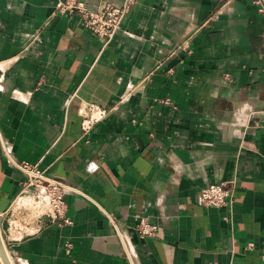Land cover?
Listing matches in <instances>:
<instances>
[{
	"label": "crops",
	"instance_id": "obj_1",
	"mask_svg": "<svg viewBox=\"0 0 264 264\" xmlns=\"http://www.w3.org/2000/svg\"><path fill=\"white\" fill-rule=\"evenodd\" d=\"M65 1L0 0V220L13 263L131 264L127 247L138 264H264L260 5L134 0L106 45L78 11L58 10ZM82 100L108 111L88 134ZM25 161L72 187L71 225L18 219ZM227 181L231 205L201 202ZM141 220L159 233L140 236Z\"/></svg>",
	"mask_w": 264,
	"mask_h": 264
},
{
	"label": "built area",
	"instance_id": "obj_2",
	"mask_svg": "<svg viewBox=\"0 0 264 264\" xmlns=\"http://www.w3.org/2000/svg\"><path fill=\"white\" fill-rule=\"evenodd\" d=\"M133 2L134 0H126L121 6L108 3L98 10H93L85 6L81 0H67L58 3L57 8L60 12L78 11L84 26L107 45L121 28ZM256 3L260 5L259 9L264 13V1L256 0ZM259 112L264 115V108ZM78 113L83 118L84 134H88L93 123L105 118L108 111L89 101L82 100ZM16 166L25 173L26 179L21 183V190L12 208L18 213V219L24 227L28 228L43 221H51L60 226L71 225L73 220L67 213L68 203L65 199L66 193L72 190L68 182L63 178L46 175L37 164L28 161L16 163ZM234 191L235 186L232 181L210 183L201 191V202L205 206L225 207L233 203ZM159 231L160 227L157 224L147 220H141L137 226V232L142 237L156 235ZM65 246L70 252L73 244L68 240ZM254 248V242L247 244V249L253 250ZM126 255L131 264H138L136 255L127 247ZM261 257L264 259V247Z\"/></svg>",
	"mask_w": 264,
	"mask_h": 264
},
{
	"label": "water",
	"instance_id": "obj_3",
	"mask_svg": "<svg viewBox=\"0 0 264 264\" xmlns=\"http://www.w3.org/2000/svg\"><path fill=\"white\" fill-rule=\"evenodd\" d=\"M0 257L3 262V264H12V261L10 260V257L6 250V243L2 235V222L0 220ZM11 254V253H10ZM12 256V254H11Z\"/></svg>",
	"mask_w": 264,
	"mask_h": 264
},
{
	"label": "bare ground",
	"instance_id": "obj_4",
	"mask_svg": "<svg viewBox=\"0 0 264 264\" xmlns=\"http://www.w3.org/2000/svg\"><path fill=\"white\" fill-rule=\"evenodd\" d=\"M6 250H7V248H6ZM7 253H8V251H7ZM8 255H9V257H10V260L12 261V264H14L13 263V259H12V256L8 253ZM1 258V257H0Z\"/></svg>",
	"mask_w": 264,
	"mask_h": 264
},
{
	"label": "rangeland",
	"instance_id": "obj_5",
	"mask_svg": "<svg viewBox=\"0 0 264 264\" xmlns=\"http://www.w3.org/2000/svg\"><path fill=\"white\" fill-rule=\"evenodd\" d=\"M0 264H2L1 259H0Z\"/></svg>",
	"mask_w": 264,
	"mask_h": 264
}]
</instances>
